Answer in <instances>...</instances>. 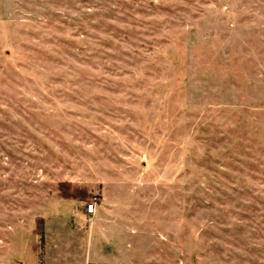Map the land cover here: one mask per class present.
Listing matches in <instances>:
<instances>
[{"label":"rangeland","instance_id":"obj_1","mask_svg":"<svg viewBox=\"0 0 264 264\" xmlns=\"http://www.w3.org/2000/svg\"><path fill=\"white\" fill-rule=\"evenodd\" d=\"M0 264H264V0H0Z\"/></svg>","mask_w":264,"mask_h":264},{"label":"built area","instance_id":"obj_2","mask_svg":"<svg viewBox=\"0 0 264 264\" xmlns=\"http://www.w3.org/2000/svg\"><path fill=\"white\" fill-rule=\"evenodd\" d=\"M95 205L94 204H89L87 207H86V213L87 215H94L95 214Z\"/></svg>","mask_w":264,"mask_h":264}]
</instances>
